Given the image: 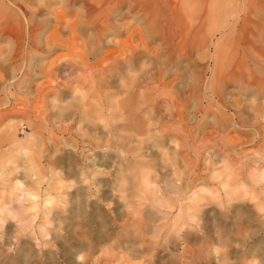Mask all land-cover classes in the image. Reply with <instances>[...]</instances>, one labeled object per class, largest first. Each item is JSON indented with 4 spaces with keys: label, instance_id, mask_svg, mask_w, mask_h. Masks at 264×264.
<instances>
[{
    "label": "rangeland",
    "instance_id": "374dc122",
    "mask_svg": "<svg viewBox=\"0 0 264 264\" xmlns=\"http://www.w3.org/2000/svg\"><path fill=\"white\" fill-rule=\"evenodd\" d=\"M4 2L5 6H0V264H9L8 261L13 258L14 261H21L22 254L26 264H230L229 239L223 237L227 241L224 247L217 242V237H214L215 221L221 219L224 230H227L230 226L235 228L238 219L256 209L264 213V182H261L264 181V165H260L264 164V86L259 89L253 85L255 89L246 85L243 79L231 72L236 59L214 54L218 45L223 52L228 51L231 55L230 44L226 43L227 30L215 31L212 28L207 32L212 8L219 3L210 1L205 4V0H199L201 11L206 14L202 32L195 29L187 34V38H194H191L193 41L204 37L202 45L205 49L199 42L194 43L196 48L191 50L190 56L173 59L167 72H164L165 66H161L167 92L159 100L166 98L175 104L168 106L166 102L162 103L158 108H151L152 112L147 103L144 106L138 98H134L132 111H122L133 113V119L127 125L119 123L124 120L118 121L114 130L123 134L137 132V140L132 145L120 147L122 151H118L111 145L110 148L104 144L95 145L84 135L83 124L70 120V103H74V95L84 94L89 103L97 101L95 91L85 88L87 85L84 84L89 85V81L84 78L79 84H74L77 77L68 75L69 69L64 65L70 60V22L74 19L83 22L85 18L80 2ZM133 3L134 0H128L119 3L117 6L120 8L115 6L109 17L112 30L103 36L104 45L97 54H90L91 28L88 25L77 28L78 43L87 47L89 52L88 63H99L98 59L107 50L116 48L115 41L123 40L124 35H113L114 30L120 29L117 25L131 21L133 27H142L144 19L134 17L137 9ZM242 13H239L240 17ZM190 14L189 11L182 12L183 23L195 25L197 20L190 19ZM32 23L36 27L34 24L31 26ZM57 34L67 38L68 49L63 45L46 44L48 37ZM152 35L147 37V46L158 49L162 60L165 54L162 38L158 33ZM31 42L39 45L41 50L31 47L26 52ZM217 56L225 58L231 76L218 82L213 79L212 62ZM55 58L56 65L63 72L55 76L50 85L65 81L66 88H71V92L45 93V68ZM260 67L251 65L252 75L261 76ZM180 70L184 72L180 73ZM174 86L179 91L183 89L179 100L171 93ZM141 88L136 94L146 92L143 86ZM213 92L221 93L219 97L222 99ZM121 94L118 98L124 99L125 93ZM61 108L62 114L59 113ZM159 115L166 119L172 116L170 119L173 120L162 124ZM136 124L140 128L135 132L132 128ZM169 126L168 131L166 127ZM151 141L150 149L154 157L140 156L138 151L145 150L144 146ZM109 151L112 155L116 152L118 158L115 155L114 158L105 156ZM250 152H255V155L250 156ZM255 203L257 207L252 206ZM234 210L236 214H232ZM81 213L84 215L81 216ZM111 218L113 221L109 220ZM249 240L250 244L258 240L260 248L264 247V237H251ZM260 253L264 250H259L257 254L260 256ZM2 258L6 262L3 263Z\"/></svg>",
    "mask_w": 264,
    "mask_h": 264
},
{
    "label": "bare ground",
    "instance_id": "6f19581e",
    "mask_svg": "<svg viewBox=\"0 0 264 264\" xmlns=\"http://www.w3.org/2000/svg\"><path fill=\"white\" fill-rule=\"evenodd\" d=\"M74 1L78 2V4L80 2V4L82 5L83 14H84L85 18H84L83 22H81L77 19H74L72 22H70V28H69L70 29V31H69V33H70L69 34L70 35V60H67V62L65 61L66 63H64V65H66L67 68L69 69L68 75L70 74V76H76L77 77V79H76L77 81H74V84L76 82H77L76 84H79L84 78L89 81V85L87 83L84 84V85H87V86H85V88L87 90H89V88H91L95 91L97 101H96V103H89L87 98L84 96V94L79 93L78 95H74V97H73L74 103L73 102L70 103V120H72V122H75L76 120H78L79 124L80 123L83 124V126L85 128L84 135H86V138L89 141L94 142L95 145H103L104 144L108 148H110V145H111L112 149L118 148V151H122V149L120 147H123L126 144H128V146H129V145H132V143L136 142V140H137L135 137V135H137L136 131H139L138 129L140 128V126L138 124H136V125H133V128H132V130L134 129L136 133H133V132L130 134H123L121 132L115 133L114 129L116 128V126L119 123H124L127 125L128 121L133 119V116H134L133 113L132 114L128 113L129 114V116H128L127 113L125 114L122 111L125 110V111L129 112L131 110L132 102H133L134 98H138V101L141 102L142 104H144V106H146L148 104V106H150V108H149L150 110H151V108H158L160 106V104L165 103V102L168 104V106H170L174 103V102L171 103V100L166 99V98L165 99L162 98L161 100H159V97L163 94H166V92H167V91H165V87H166V85L164 83L165 81L164 82L162 81L163 76H161V69H162L161 66L162 65L165 66L164 72H167L168 70H166V69L172 63L173 59H180L183 56H187L191 53V50L193 48H196L195 46H193L194 43L199 42L201 44L200 45L201 47L205 46V45L204 46L202 45L204 37L203 38L200 37L199 40L193 41L191 39L193 37L190 36L191 38H187V34H188V32H191L195 29H197V31L199 33L202 32L203 22L205 20L206 14L204 11H201V7L198 4L199 0H187V1H185V0H134L133 7L135 9H137V12L134 14V17L136 19H144L142 22V27L141 28H138L135 26L133 27V25L131 24V21H124L121 24L118 23L119 25H117V28L119 27L120 29L118 31L114 30L113 35H115V37L124 35L123 40L115 41V45H116L115 47L116 48L115 49L111 48V49L107 50L104 53V55L102 54L103 56H101V58L98 59L99 63H97L98 62L97 61L95 64L91 65L90 63H88L89 52H87L88 51V49H86L87 47H85L84 45L82 46L78 43V34L76 33L77 28L81 29L82 25H88V27L91 28L93 39L91 41L92 49L90 51V54H97V51L99 50V48L104 45L102 42L103 36L110 33V31L112 30L113 26L110 22L111 20H109L111 12H113V9L119 3H122V2H125L128 0H74ZM210 1L211 2L217 1L219 4H217L218 8L217 7L212 8L211 15L210 16L208 15L209 18L211 17V20L207 21V22H209L208 23L209 28L207 29V32H209V30H211L212 28L215 31L227 30L228 33L226 34V43L230 44V49H231V51H230L231 55H229L228 51L223 52L221 47L216 45L214 48V54L215 55H222L225 57L230 56L231 59H236V61H237L236 65H235L236 69L232 67L233 70L231 71V72H233V75L240 78V79H243L246 82V85H248V86L255 85V86H258L259 89H261L262 86H264V77H262V76H264V0H205V4H206V2L210 3ZM200 4H201V2H200ZM0 6H5L4 0H0ZM17 7H19V9H20V6H17ZM118 8H120V7H118ZM210 8H211V6H210ZM187 11H189L191 13L190 19L193 18V19L197 20V22H195V25L191 24V23H186V24L183 23L182 12H187ZM241 11H243V13L241 14V17H240L239 13ZM195 13H197V14H195ZM33 24L34 23H32L31 26ZM27 25H29V21H28ZM33 26L36 27L35 24ZM155 33H158L161 36L162 45H163L162 47L165 49V54L163 55L162 60L160 59V54L158 52L159 51L158 49L149 48L147 46V37L150 35L153 36L152 34H155ZM205 36H206V34H205ZM66 40H67V38L66 39L63 38L60 34L51 35L50 37L47 38L46 44L47 45H50V44L63 45L68 49L66 42H65ZM209 42H210V40H209ZM220 42H221V40H220ZM31 47H34L37 50H41L39 45H34V43L31 42L30 45L28 46V48L26 49V52H28L27 50L30 49ZM200 48H197V49H199V51H200ZM204 49H205V47H204ZM195 53L198 54V52H195ZM65 56H67V55H65ZM201 56H203V58H204V55H201ZM184 58H186V57H184ZM224 61H225V58H220V56L214 57V61L212 60V62L214 63V67H213L214 77H213V79L216 82L220 81L223 78L226 79L227 77L230 76L228 66L226 65V62H224ZM56 62H57V58L53 59L48 64L47 68H45L46 69L45 70L46 87L44 88L45 93L50 92V91H56V92L59 91L62 93H65L67 91L71 92L72 91L71 88H70V90L66 88L67 85H66L65 81L62 83L57 82V83L50 85V83L54 80V77L58 76L59 73H61V71H62L56 65ZM92 63H94V62H92ZM251 65L261 66L260 70L262 72L261 73L262 75L258 76V77L252 75L251 70H250ZM211 69H212V67H211ZM235 70H236V72H235ZM182 71L180 73L184 72V71L183 72ZM179 76L181 77V74H179ZM177 78H179V77H177ZM181 79H183V78H181ZM210 79H209V81H210ZM231 80H233V79H231ZM185 83H186V80H185ZM72 84H73V82H72ZM142 86L144 87V89H146V92L141 91L143 93L140 92V94H136L137 89L139 90ZM216 86H218V85H216ZM75 87H76V85H75ZM179 87L181 88V86H179ZM253 88H255V87L253 86ZM211 89H212V87H211ZM218 89H219V87H218ZM244 89H245V87H244ZM172 90L173 91L171 93L174 94L173 96H175V98L179 100L180 91L183 89L181 88V90L179 91L178 88L176 86H174V88ZM245 90H247V89H245ZM248 90H249V88H248ZM190 92L189 93L187 92V94L189 95ZM121 93L122 94L125 93L124 99L118 98V96ZM213 93H216V92H213ZM184 94L186 95V93H184ZM255 94H256V92H255ZM219 95H222V94L219 93ZM219 95L216 93V96L218 98L222 99L221 97H219ZM40 96L41 95H39V97ZM166 97H168V96H166ZM169 97H171V95ZM183 97H185V96H183ZM183 97H181V98H183ZM183 99H185V98H183ZM188 99H190V98H188ZM206 99L208 100V97ZM60 101H62V100H60ZM218 103H220V102H218ZM177 104H178V102H177ZM201 105H199V106L201 107ZM137 106H140V105H137ZM162 106H164V105H161V107ZM237 106H239V105H237ZM64 107L65 106H62V108H64ZM73 107H75V108H73ZM62 108L59 109L60 114H62V110H63ZM106 108H108L109 110L107 111ZM197 108H199V107H197ZM143 109L145 110V108H143ZM138 110H140V107ZM151 111L153 112V110H151ZM151 111H150V113H151ZM143 112H145V111H143ZM145 114H146V112H145ZM158 114L161 115V112L159 111ZM158 114H157V116H158ZM169 114H171V113H169ZM178 114H179V112H178ZM148 115H150V114H148ZM256 115H257V113H256ZM259 115H262V114H259ZM164 116H167V115H164ZM154 117H156V116H154ZM171 117L172 116H170V118ZM157 118L155 120H157ZM170 118L166 119V117H161V119H159V121L161 123L162 122L168 123V122H170V120H173ZM222 119H219V120L222 121ZM120 120H124L125 122H119L118 123V121H120ZM148 121H149V119H148ZM171 122H173V121H171ZM157 123H156V125L159 124V123L158 124ZM153 125H155V124H153ZM153 125H151V126H153ZM241 125H242V123H241ZM147 127H148V125H147ZM170 127L171 126L166 127L167 130ZM147 129L149 131V128H147ZM151 137H153V136H151ZM141 139H142V136H141ZM145 140H147V139H145ZM139 141H141V140H139ZM144 141H141V142H144ZM136 144H135V146H136ZM140 144H142V143H140ZM152 144H153V142L151 144L147 143V145L144 146V148H146L145 150L141 151L142 150L141 149L140 151H138L139 155L140 156L143 155L146 157H151V156L154 157V155H153L154 152L150 149V145H152ZM169 144H170V142H169ZM166 145H168V142ZM142 147L143 146H141V148ZM138 149H140V148L138 147ZM126 150H127V148H126ZM55 151H57V150H55ZM114 153H115L114 154L115 157H117L118 156L117 153L116 152H114ZM254 153L255 152H253V153L250 152V156H251V154H254ZM122 154L124 155V153H122ZM104 155L107 157L113 156V158H114V155H112V153L110 151L105 153ZM244 155H246V154H244ZM131 156H133L134 158L137 157L134 154H132ZM247 156H249V155H247ZM47 158H48V156H47ZM52 158H54V157H52ZM67 158L69 160V157H66V159ZM123 158H126V156L124 155ZM169 160H170V158H169ZM260 160H261V158H260ZM262 161H264V159H262ZM62 162H64V161H62ZM58 163H59V161H58ZM169 163H170V161H169ZM239 163H240V161H239ZM245 163H247V162H245ZM48 164H50V163H48ZM55 164H57V163H55ZM65 164H67V163H65ZM260 165H264V164H260ZM71 166L72 165L70 162V167ZM173 166L174 165H171V167H173ZM256 166L257 165H255V167ZM68 167H69V165H68ZM262 167H264V166H262ZM54 168H55V165H54ZM243 168H244V164H243ZM245 168H247L246 165H245ZM85 171H86V169H85ZM171 172H173V171H171ZM63 174H64V172H63ZM66 174H67V172H66ZM14 177H16V176H14ZM72 178H74V177H72ZM248 178H250V177H248ZM121 179L122 178H120V180ZM72 181H73V179H72ZM253 181H254V179H253ZM74 182H76V181H74ZM261 182H264V181H261ZM150 183H151V181H150ZM245 183H244V185H245ZM248 184H250V183H248ZM262 184H264V183H262ZM117 185H118V187L121 186V185L119 186V184H117ZM126 185H128V184H126ZM13 187H14V185H13ZM129 187H130V185H129ZM125 188H128V187L126 186ZM58 189L59 188H57V190ZM72 189H73V187H72ZM81 190H83V189H81ZM22 192H24V191H22ZM231 197L233 198V196H231ZM236 198H237V196H236ZM127 199H131V197L130 198L128 197ZM155 200H156V198H155ZM163 200H164V198H163ZM64 201H65V199H64ZM72 201H74V200H72ZM134 201H135V199H134ZM135 203H133V204H135ZM136 205H138V204H136ZM252 206L257 207V204L255 203ZM262 206H264V205H262ZM140 207H138V208H140ZM241 207H243V206H240V208ZM246 207H248V206H246ZM230 208H232V207H230ZM233 208H235V207H233ZM49 209H51V208H49ZM262 209H264V208H262ZM237 211H239V210H237ZM242 211H244V210H242ZM261 211H262L261 209H258V210L256 209L254 212L250 213V215L248 214L249 216L247 215L245 217H243L238 212L240 214V216H242L243 218L241 217V219H238L239 221L237 220L238 225L235 222H233L232 219L230 218L231 221L233 223H235L237 226L235 228H232L234 226H230V228H227V230H224V228L222 226L221 219H218L215 221L214 237H217V242L220 243V245L222 247H224L227 244L226 243L227 241H225L223 237H228V239H229L228 242H229V245L231 248L230 253H231V259H232V262L230 264H264V253H262V254L260 253V256H259V254H257L259 250H264V249H262L264 247L260 248V245L257 243L260 238L257 240V242L255 244H250V240H249L251 237L252 238L253 237H256V238L257 237H264V213H262ZM233 212H232V214H236L235 210ZM82 214L83 213H81V216H82ZM251 214H254V216H251ZM89 215L91 216L92 214H89ZM231 216H233V215H231ZM95 217H98V216H95ZM234 219H235V217H234ZM109 220L113 221L112 218ZM123 221L126 222L125 220H123ZM100 222L103 223L102 221H100ZM114 223H115V221H114ZM122 224H123V222H122ZM101 226H103V225H101ZM134 228L138 229L140 227L135 226ZM101 229H103V228H101ZM115 229H113V230L115 231ZM151 230H152V228H151ZM137 231H139V230H137ZM134 232H135V230H134ZM121 235L119 237H121ZM136 235H138V234H136ZM136 235H135V237H136ZM97 236L99 237L100 235H97ZM106 236H108V235H106ZM116 236H117V234H116ZM260 241H261V239H260ZM134 242H136V241H134ZM262 242H264V241H262ZM90 243H91V241H90ZM99 243H101V242H99ZM127 243H128V241H127ZM127 243L126 244L123 243V244L128 245V244H131L132 242L128 243V244ZM119 245H121V244H119ZM135 245L136 244H134V246ZM115 246H117V245L115 244ZM129 246H127V247H129ZM17 247L18 246H16V248ZM92 247H93V245H92ZM121 247H123V246H121ZM19 248H20V246H19ZM135 248H136V246H135ZM138 248L140 249V246ZM94 249H96V247ZM122 249L124 250V248H122ZM68 250H70V248ZM126 250H129V249L126 248ZM136 250H137V248H136ZM133 251H134V249H133ZM14 253H16V252H14ZM135 255H136V253H135ZM13 256L15 257V255H13ZM21 256L23 257V259H21V261H20V259H18V261H14L15 258H13V259H11V262L8 261V263L9 264H26V259H24V255L22 254ZM129 257H131V256H129ZM10 258H12V255ZM87 258H89V257H87ZM12 260L14 261V263L12 262ZM2 262L4 263L6 261H4V259H3ZM218 262L220 263V261H218ZM4 264H7V263H4Z\"/></svg>",
    "mask_w": 264,
    "mask_h": 264
}]
</instances>
